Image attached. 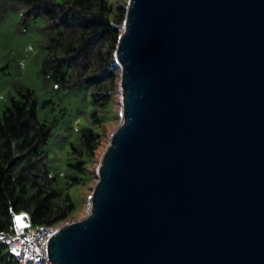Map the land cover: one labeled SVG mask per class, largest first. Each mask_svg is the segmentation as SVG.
Masks as SVG:
<instances>
[{"label": "water", "instance_id": "95a60500", "mask_svg": "<svg viewBox=\"0 0 264 264\" xmlns=\"http://www.w3.org/2000/svg\"><path fill=\"white\" fill-rule=\"evenodd\" d=\"M122 125L51 264H264V0H129Z\"/></svg>", "mask_w": 264, "mask_h": 264}, {"label": "trees", "instance_id": "16d2710c", "mask_svg": "<svg viewBox=\"0 0 264 264\" xmlns=\"http://www.w3.org/2000/svg\"><path fill=\"white\" fill-rule=\"evenodd\" d=\"M127 0H0V11L21 9L22 24L43 18L45 58L40 74L57 89L68 91L88 81L95 111L89 117L101 126L119 87L116 50L123 31ZM4 17V16H3ZM9 99L0 115V232L24 213L33 226H57L73 214L74 204L48 169L43 150L53 125L36 119V96L28 88ZM99 131L84 128L70 143L65 185L80 184L99 146ZM0 264H18L0 244Z\"/></svg>", "mask_w": 264, "mask_h": 264}, {"label": "rangeland", "instance_id": "374dc122", "mask_svg": "<svg viewBox=\"0 0 264 264\" xmlns=\"http://www.w3.org/2000/svg\"><path fill=\"white\" fill-rule=\"evenodd\" d=\"M43 23V18H39L24 26L21 9L0 11V115L9 107L11 96L20 97L21 89L28 88L34 92L36 119L53 125L51 138L43 147L49 156L47 167L57 177L59 189L68 193L74 204L72 216L59 224L64 226L86 218L90 212V198L99 180V166L113 133L123 122V102L119 86L106 110L98 112V117L103 120L98 127L89 118L95 111V105L88 81L73 90L63 91L42 77L40 69L46 54ZM86 127L99 131V146L92 161L86 163L87 175L82 176L80 184L67 188L65 168L70 143ZM24 215H18L19 228L33 231L34 227L27 218H23Z\"/></svg>", "mask_w": 264, "mask_h": 264}, {"label": "built area", "instance_id": "2783aa9c", "mask_svg": "<svg viewBox=\"0 0 264 264\" xmlns=\"http://www.w3.org/2000/svg\"><path fill=\"white\" fill-rule=\"evenodd\" d=\"M25 219L26 216L24 215ZM18 215L12 220V230L0 232V244L18 264H51L47 253L50 238L62 226H36L33 231L21 229L17 223Z\"/></svg>", "mask_w": 264, "mask_h": 264}]
</instances>
